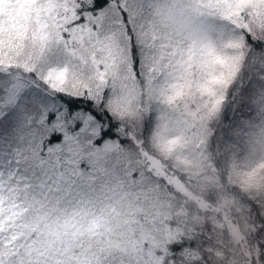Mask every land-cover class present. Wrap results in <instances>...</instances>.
<instances>
[{"label": "snow or ice", "instance_id": "snow-or-ice-1", "mask_svg": "<svg viewBox=\"0 0 264 264\" xmlns=\"http://www.w3.org/2000/svg\"><path fill=\"white\" fill-rule=\"evenodd\" d=\"M0 264H264V0H0Z\"/></svg>", "mask_w": 264, "mask_h": 264}]
</instances>
